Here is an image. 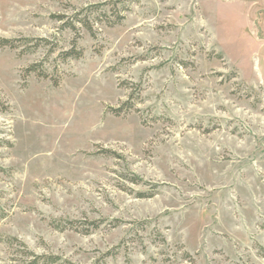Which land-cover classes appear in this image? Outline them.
Wrapping results in <instances>:
<instances>
[{
    "label": "rangeland",
    "instance_id": "obj_1",
    "mask_svg": "<svg viewBox=\"0 0 264 264\" xmlns=\"http://www.w3.org/2000/svg\"><path fill=\"white\" fill-rule=\"evenodd\" d=\"M115 1L92 34L58 19ZM15 240L56 264H264V0H0V264Z\"/></svg>",
    "mask_w": 264,
    "mask_h": 264
},
{
    "label": "trees",
    "instance_id": "obj_2",
    "mask_svg": "<svg viewBox=\"0 0 264 264\" xmlns=\"http://www.w3.org/2000/svg\"><path fill=\"white\" fill-rule=\"evenodd\" d=\"M122 1H115L112 3H102V4H97V5H91L77 13H75L71 18H66V17H60L58 18L60 21L63 22V28H67L69 30H72L74 32L77 31V27L83 28L86 30L89 34L93 33V22L96 20V22H104L106 25L109 26H114L116 24H119L122 19L124 18L122 15H120L118 11H116V6L117 4H120ZM107 5H112L113 8L110 11V15L106 11H100V14L97 16V18H91L93 16L94 12H99V10ZM111 16L115 17V21H111ZM66 22V23H64ZM29 43L30 41H26ZM36 44H40L45 42L44 40H37ZM1 46H9L11 48H15L13 46V42L9 40H2L1 41ZM72 49L63 51L60 55L59 58L61 59L62 62H66L68 60H78L82 57V51L80 49H76V44L72 45ZM38 68L36 66L30 67L27 70V73H32L36 72ZM39 76L41 77H47L44 73H40ZM57 83L55 82L54 85ZM71 224V223H70ZM89 225H92L94 228L98 227V223H90ZM86 231L85 233H87ZM15 242H17L15 240ZM18 245L22 248V252H19V255L23 258V261H20L19 264H56L59 262L58 257H54L51 255H42V256H37L34 253L28 251L25 247V245L17 242Z\"/></svg>",
    "mask_w": 264,
    "mask_h": 264
}]
</instances>
